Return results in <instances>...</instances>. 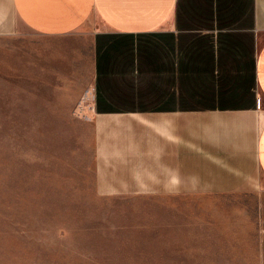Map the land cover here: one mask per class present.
<instances>
[{"label": "crops", "instance_id": "crops-1", "mask_svg": "<svg viewBox=\"0 0 264 264\" xmlns=\"http://www.w3.org/2000/svg\"><path fill=\"white\" fill-rule=\"evenodd\" d=\"M0 41L25 45L0 46L4 91L41 82L49 50L87 59L99 194L201 204L164 210L165 240L245 250L261 205L203 204L264 203V0H0Z\"/></svg>", "mask_w": 264, "mask_h": 264}, {"label": "rangeland", "instance_id": "rangeland-1", "mask_svg": "<svg viewBox=\"0 0 264 264\" xmlns=\"http://www.w3.org/2000/svg\"><path fill=\"white\" fill-rule=\"evenodd\" d=\"M8 43L24 45L0 46ZM63 45L71 43H54ZM63 53L47 51L55 64L44 63L43 74L33 67L29 76L43 80L30 89L0 90V264H264V203L203 204L252 212L261 205L262 218L259 236L254 221L243 219L251 229L245 250L230 243L234 251L197 258L165 240L163 223L164 210L201 204L96 191L89 64Z\"/></svg>", "mask_w": 264, "mask_h": 264}]
</instances>
